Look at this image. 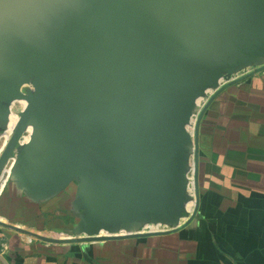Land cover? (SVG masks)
Instances as JSON below:
<instances>
[{
  "label": "crops",
  "instance_id": "1",
  "mask_svg": "<svg viewBox=\"0 0 264 264\" xmlns=\"http://www.w3.org/2000/svg\"><path fill=\"white\" fill-rule=\"evenodd\" d=\"M234 4L188 65L186 89L129 135L99 125L85 147L96 153L79 167L64 169L44 125H27L0 188V255L8 264H264V69L254 71L264 63V0L242 12ZM210 21L217 25L218 12ZM8 68L0 62L2 140L27 105L15 97L23 83ZM252 70L201 116L198 208L183 224L194 207L196 114L218 86Z\"/></svg>",
  "mask_w": 264,
  "mask_h": 264
},
{
  "label": "water",
  "instance_id": "2",
  "mask_svg": "<svg viewBox=\"0 0 264 264\" xmlns=\"http://www.w3.org/2000/svg\"><path fill=\"white\" fill-rule=\"evenodd\" d=\"M259 1L0 0V62L8 65L13 81L24 83L37 67H46L31 78L32 97L0 153V176L27 124L33 127L38 121L44 125L64 169L77 168L89 154L95 155V147H85L95 140L99 125L122 127L128 135L132 124L144 128L186 89L188 65L203 55L206 42L222 26L223 15L233 11L231 3L242 12L243 4ZM217 12L216 25L210 21V13ZM262 69L264 63L254 71ZM254 71L218 86L197 114L193 128L194 207L183 224L198 208L201 116L220 90ZM180 226L126 232L119 237L161 235ZM97 238L102 237L85 239ZM0 260L8 264L1 255Z\"/></svg>",
  "mask_w": 264,
  "mask_h": 264
},
{
  "label": "bare ground",
  "instance_id": "3",
  "mask_svg": "<svg viewBox=\"0 0 264 264\" xmlns=\"http://www.w3.org/2000/svg\"><path fill=\"white\" fill-rule=\"evenodd\" d=\"M22 100V99H21ZM25 102V101H24ZM17 105H18V103H17ZM26 104H25V107H24V110H25V108H26ZM20 108V107H19ZM20 110V109H19ZM24 110H23V112H24ZM19 120H20V117L19 116H16V115H12L11 116V121H10V125H9V127H8V132L6 133L5 132V135H4V138H3V144L4 145H2L1 147H0V150H2L3 148H4V146H5V144L7 143V141H8V139H9V137H10V135L12 134V132H13V130L14 129H12L13 127H15V125H16V123H18L19 122ZM28 125V124H27ZM26 125V127H25V129H24V133L22 134V136H23V140H26V138H27V132L29 131V127ZM12 162H13V158L11 157L8 161H7V163L4 165V172L2 173V175L0 176V188H1V186H2V184H3V182L5 181V179H6V177H7V175H8V173H9V169H10V166H11V164H12Z\"/></svg>",
  "mask_w": 264,
  "mask_h": 264
},
{
  "label": "rangeland",
  "instance_id": "4",
  "mask_svg": "<svg viewBox=\"0 0 264 264\" xmlns=\"http://www.w3.org/2000/svg\"><path fill=\"white\" fill-rule=\"evenodd\" d=\"M41 65L42 64H40V66ZM40 68L44 69L43 72L46 70V67L41 66ZM40 68L37 67L36 70H33V72H32L33 75L26 82L21 84V86H19V87L17 86L16 89L13 90L15 97L24 98V99H26V101H28V99H30V97H32L34 85L32 84L31 78H35V76L37 75L36 71L37 72L41 71V70H39ZM35 73H36V75H35ZM15 111H17V110H15ZM33 121H34V119L31 120V123H33ZM1 140H2V136L0 137V144H1ZM2 145H4V144H1V146Z\"/></svg>",
  "mask_w": 264,
  "mask_h": 264
},
{
  "label": "built area",
  "instance_id": "5",
  "mask_svg": "<svg viewBox=\"0 0 264 264\" xmlns=\"http://www.w3.org/2000/svg\"><path fill=\"white\" fill-rule=\"evenodd\" d=\"M198 112H199V111H198ZM197 114H198V113H197ZM197 114H196V115H197Z\"/></svg>",
  "mask_w": 264,
  "mask_h": 264
}]
</instances>
